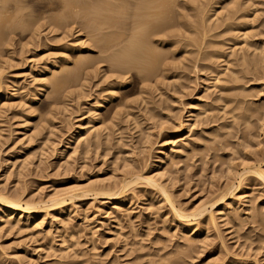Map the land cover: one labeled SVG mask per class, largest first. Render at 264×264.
<instances>
[{"label":"rangeland","instance_id":"374dc122","mask_svg":"<svg viewBox=\"0 0 264 264\" xmlns=\"http://www.w3.org/2000/svg\"><path fill=\"white\" fill-rule=\"evenodd\" d=\"M31 1L12 15H21L25 20L31 9L32 12L39 10L31 12V15L42 17L46 24L47 17V21H51L62 16L65 10L62 5H56L55 0H44V3L43 0ZM182 1L192 7V10L188 7L187 12H192V18L186 12L180 13L188 11L179 8L184 5ZM230 1L234 0H176L178 6L175 10L180 11L174 13L178 15L173 17V22L175 26L179 24L177 30L173 27L175 34L171 32L174 35L169 40H176V45L168 41L155 45L158 48H153L155 52L161 47L158 54L166 55L161 57L163 66H156L157 76L148 80L150 83L146 81V73L139 74L135 70L123 74L125 81L116 79L119 74L114 67L115 70L112 69L111 60L114 52L103 51V54L100 48L103 42L97 46L99 51L95 48L92 43H96L100 35H92V29L86 32V29L78 26L76 29L74 25L66 27L68 32L65 28L62 31L55 28L57 32L50 34V25L43 21L39 30L40 34L43 32L40 35L43 43L27 45L34 31L31 28L39 21L35 24L31 15L26 16L24 23L32 24V32L25 29L24 33L18 28L15 33L23 36H20L21 43L17 42L13 47L0 46V58L5 60H0V82L4 87L0 110L7 112L6 115L0 112V191L9 196L24 195L26 202L32 199L43 203L61 195L113 187L126 175L140 172L146 177H156L155 181L167 190L179 211L192 214L202 205L209 211L191 227L192 232L186 231L180 220L174 217L172 205L163 195L140 184L132 187L133 190L130 188L131 191L129 189L122 199L123 203L117 206L112 199H94L91 196L73 201L61 217L52 212L48 216L45 214L47 217L39 213L37 218L43 216L44 219L40 228L34 226L36 215L32 221L24 220L20 224L16 220L12 223V217L4 216V221L0 222V264H264V183L255 174H247L242 183L238 180L244 171L249 172L256 165L264 169V0H235L238 12L232 9L234 2L231 4ZM225 2L229 3H226L229 5L226 8L223 7ZM28 10L30 12L25 14ZM184 14L191 19L196 15L198 20H193L195 27L188 17H182ZM1 16L0 20L5 23L6 18ZM180 16L188 18V21L181 22ZM178 18L180 20L177 21ZM3 22L0 21V25ZM180 22L186 23L182 25L185 30L180 28ZM26 25L23 27H30ZM112 31L103 34L108 37L121 34L123 40L119 42L129 37L126 36L128 32ZM64 32L69 39L65 38ZM81 44L83 48L90 44L94 48L86 52L80 49ZM120 44L116 49L125 43ZM243 49L247 54L244 62L241 57ZM86 56H90L92 61H87ZM83 58L84 61L87 59V67L84 65L81 69H85L80 70L77 65L83 62ZM94 59L96 62L100 60L101 65ZM225 60L230 63L229 76L224 74V78L221 75L224 82L216 89L208 90V94L201 93L200 78L212 75L209 70L199 73V65L214 64L215 69L222 70L227 64ZM248 60H253L250 66H254L252 63L255 61L256 68L249 67ZM51 63L57 65L54 74L49 75L52 79L44 74ZM167 63L171 66L168 67ZM247 69L252 71L248 73ZM92 73L97 75L96 78ZM232 74L238 77L237 81ZM53 77L69 79L63 84L66 86L64 93L58 92L59 99L55 95V87L51 86L55 84ZM228 77L230 82H227ZM41 80L47 81V85ZM211 82L207 84L211 85ZM144 84L148 85L147 88ZM112 87L119 91L115 97H110ZM12 93L15 94L13 98ZM198 95L205 98L195 107L198 118L191 120L190 103ZM97 100L102 101L100 108H96L94 103ZM196 114L194 116L197 117ZM86 121H90L95 132L99 131L96 132L97 137L89 138L94 145L88 146L87 153L81 149V143L74 145L76 152H64L69 139L83 132L79 126ZM184 138H189L188 145L183 143ZM67 153H72L73 158L67 159ZM160 156H164L166 161L168 159L162 170L154 168ZM228 189L236 190L231 197L227 196L219 203L221 195ZM210 212L216 216L215 223L210 221ZM1 215L0 208V218ZM71 235H74V242H70ZM67 246L71 250L68 254L72 258L75 254V257L61 260Z\"/></svg>","mask_w":264,"mask_h":264},{"label":"bare ground","instance_id":"6f19581e","mask_svg":"<svg viewBox=\"0 0 264 264\" xmlns=\"http://www.w3.org/2000/svg\"><path fill=\"white\" fill-rule=\"evenodd\" d=\"M0 1H2L1 3H3V5L1 4L0 5V16L1 15H4V17L6 18V21H5V23L3 22V19H1L0 21L1 22H3V24H1L0 25V46H2V47H5V46H7V47H13L14 46V44H16L17 42L19 43H21V37H23V36H21V34L19 35H17L15 32L18 30V28L20 29V31H21V29H22V31H24V33H25V29H28V30H30V28L32 27V24L29 22L28 24L30 25V27H26V28H24L23 26H25L26 25V23H24L25 21H27V17L26 16H28L29 17V15H31V12H32V9H31V12L28 10L25 14H28V12H30L29 13V15H26L25 16V14H24V11H23V13L22 14H24V16H25V20H24V18H23V16L21 17V15H20V17L18 16V17H14L12 14H14V12H20L21 11V9L22 8H25L26 7V5H28L29 3L31 4L33 1H31V2H29V0H0ZM49 1V0H48ZM58 1V2H57ZM55 0V3H56V5L57 4H59V5H62L63 6V8H65V10H63L62 12H63V15L62 16H60L59 14V16L58 17H55L54 19H51V21H47V19H48V17H47V19H45L46 20V24L48 23V25H50V27L48 28V29H51V31L52 32H50V34H52V33H56L57 31L56 30H54L55 28L57 29V30H63V28H65V30L68 32V28H70L69 26H74V25H76V27L78 26L79 28H83V30L84 29H86L85 31L87 32V29H92L91 30V33H92V31H93V33H92V35L94 34V35H96V34H99V35H97V37L99 36V39H97V40H95V42L96 43H92L93 45H96V47L95 48H97V46H101L102 45V47H100V48H102L103 50H101L102 52L103 51H105V52H108V51H112V52H114V55H113V57H109L110 55H108V53H107V55H108V58L107 59H111L113 62V66H112V69H116V71H118V73L117 72H113V73H117V74H119L118 76H117V78L116 79H118L119 81H125V80H123V79H125V77H124V75L123 74H125V73H130L132 70L134 71H137L139 74L140 73H146L147 75H145V77L147 76V78H146V81H148V80H150V79H152V78H155V75L157 76V74L156 73H158V71L155 69L156 68V66L158 67V65L159 64H161V62H163L162 61V56H163V58H164V55H166V53H164V55H162V53H161V55L162 56H160V54H158V52H160V49H162L161 47H160V49L158 50V51H156L155 52V49H156V47L157 46H155V45H158V43H159V45L160 44H162V43H166V41H168V43H173V44H175L174 42L176 41H171V42H169V40H170V38H171V35H174L175 33L173 32V27L174 28H176V26L179 24V22L177 23V25L175 26V22H173L174 21V18L176 17L175 15H178V14H174V13H178L179 11H180V9L183 7L184 8V10H185V8L186 9H188V7H190V6H188L189 4H188V2H186V1H182L183 2V6H179V10L177 9V7H176V9H177V11L175 10V6H178V5H176L177 3H176V0ZM226 1V0H225ZM39 2H41V0L39 1ZM50 2H51V0H50ZM49 2V3H50ZM221 2H224V1H221ZM231 2V1H230ZM234 2V3H233ZM233 2H231V4L233 3V7H232V9L233 10H237L236 8H238L237 7V1L235 2V0L233 1ZM239 2V1H238ZM28 3V4H27ZM38 3V2H37ZM43 3H44V0H43ZM54 3V4H55ZM179 3V2H178ZM226 3H228V2H225V4L224 5H226ZM25 4V7L23 6ZM48 4V3H47ZM46 4V5H47ZM53 4V5H54ZM180 4V3H179ZM229 4V3H228ZM227 4V5H228ZM239 4V3H238ZM33 5H35V4H33ZM38 6H39V4H37ZM41 5H43V4H41ZM40 5V6H41ZM50 5V4H49ZM52 5V4H51ZM223 6L224 8H226V7H228V6ZM61 6V7H62ZM31 7V6H30ZM32 7H34V6H32ZM31 7V8H32ZM47 7V6H46ZM60 8V7H59ZM182 8V9H183ZM192 7H190V9H191ZM232 9H230V10H232ZM23 10V9H22ZM192 10V9H191ZM239 10V9H238ZM238 10H237V12H238ZM33 11H34V8H33ZM39 11V10H38ZM38 11H34V12H38ZM34 12H32V13H34ZM182 12H189V9H188V11H181L180 13H182ZM233 12V11H232ZM16 13V14H17ZM40 13V12H39ZM61 13V12H60ZM180 13H179V15H180ZM190 13H192L191 11H190ZM190 13H187L188 15H190V17L192 18L193 16H192V14H190ZM38 14V13H37ZM41 14V13H40ZM183 14V13H182ZM12 15V16H11ZM18 15V14H17ZM32 17H30V18H33V22L35 23V21H39V23L41 22H43L44 20H43V18L42 17H40V16H38V17H40V18H35L34 16H33V14L31 15ZM36 16V15H35ZM125 16V17H124ZM182 16V15H181ZM180 16V19L183 17H188L187 15H185L184 14V16H182L181 17ZM3 17V18H4ZM51 17V16H50ZM174 17V18H173ZM190 17H188L190 20V22H193V20H195V18H196V15H194V19H191ZM0 18H2V16L0 17ZM28 19L29 21L31 20V19ZM35 18V19H34ZM42 18V19H41ZM177 18V17H176ZM182 18V19H183ZM188 18L187 19H177V21L178 20H180L181 22L183 21H185V22H187L188 21ZM36 19H38V20H36ZM39 19H41V21L39 20ZM197 19V18H196ZM5 20V19H4ZM187 20V21H186ZM192 20V21H191ZM198 20V19H197ZM205 20V19H204ZM175 21H176V19H175ZM176 21V22H177ZM196 21V20H195ZM194 21V22H195ZM31 22H32V20H31ZM32 22V23H33ZM180 22V28H183L182 27V25H184L185 26V24H183V23H181ZM190 22H188V23H190ZM194 22H193V26H194ZM15 23H18L19 24V26H17ZM37 23V22H36ZM35 23V24H36ZM39 23H37L36 25H38ZM39 24L38 26H36L35 24H33V26L35 25L36 27H38L37 29L35 28V26L34 27H32L31 28V30H34L33 32L30 30V33L32 32L33 33V35H32V38H30V41L29 42H27V45H30V44H32V43H34V42H42L43 40L40 38V35L43 33H41L40 34V32H39V30L41 29L40 27L42 26V24ZM196 23V22H195ZM202 23H203V20H202ZM44 24H45V21H44ZM43 24V25H44ZM45 24V25H46ZM204 24V23H203ZM203 24H202V26H203ZM16 25V26H15ZM29 25H26V26H29ZM41 25V26H40ZM47 25V26H48ZM174 25V26H173ZM191 26H192V24H190ZM188 26V25H187ZM186 26V27H187ZM190 26V27H191ZM243 26V25H242ZM51 27H53V28H51ZM66 27H68V28H66ZM78 27L76 28V29H78ZM179 27V26H178ZM185 27V28H186ZM195 27V26H194ZM33 28H35V29H33ZM72 28V27H71ZM192 28V27H191ZM190 28V29H191ZM80 29V30H81ZM173 29V30H172ZM184 29V28H183ZM187 29V28H186ZM194 29V28H193ZM27 30V31H28ZM79 30V31H80ZM88 30V31H89ZM108 30H113L114 31V33L116 32V33H121L122 32V34L123 33H125V32H128L129 33V35H126V36H129L128 38L126 37V36H123V37H125V38H127V39H125L124 40V42L123 43H125L123 46H121V44H123L122 42H119V40L120 39H122V37H120L121 36V34H117L118 36L117 37H113V35L112 34H110V35H112L111 37H108V35L106 36H104V32L106 31V32H108ZM172 30V31H171ZM176 30H177V28H176ZM179 30V29H178ZM185 30V29H184ZM184 30H182V31H184ZM189 30V29H188ZM71 31H72V29L70 30V35H71ZM112 31V32H113ZM181 31V30H180ZM19 32V31H18ZM78 32V31H77ZM81 32V31H80ZM83 32V31H82ZM81 32V33H82ZM171 32H173L174 34H171ZM176 32V31H175ZM192 32V31H191ZM21 33H23V32H21ZM28 33V32H27ZM61 33V32H60ZM91 33H89V34H91ZM104 33V34H103ZM177 33V32H176ZM181 33V32H180ZM183 33H185V32H183ZM15 34L17 35V36H15ZM64 34H65V32H64ZM69 34V33H68ZM73 34V33H72ZM79 34V33H78ZM195 34V33H194ZM204 34H206V33H204ZM43 35V34H42ZM46 35V34H45ZM56 35V34H55ZM62 35V34H61ZM66 36H65V38H67V37H69V35L67 36V33L65 34ZM75 35H76V33H75ZM102 35V36H101ZM178 35V34H177ZM182 35V34H181ZM185 35H187L186 33H185ZM203 35V34H202ZM21 36V37H20ZM79 36H80V34H79ZM91 35H89L88 37H90ZM115 36V35H114ZM179 36H180V34H179ZM245 36H247V35H245ZM15 37H19V39L17 38H15ZM29 37V36H28ZM27 37V38H28ZM31 37V36H30ZM56 38H55V40H57V39H59V37H60V35L59 36H55ZM62 37V36H61ZM96 36H95V38H97ZM174 37H177V36H174ZM185 37V36H184ZM183 37V38H184ZM244 37V36H243ZM173 38V37H172ZM188 38V37H187ZM63 39V38H62ZM67 39H69V38H67ZM67 39H64L65 41L67 40ZM93 39V38H92ZM174 39V38H173ZM245 39V38H244ZM243 39V41L245 42V40ZM29 40V39H28ZM27 40V41H28ZM55 40H53V41H55ZM89 40H91V38L89 39ZM88 40V41H89ZM123 40V39H122ZM188 40H190V39H188ZM48 40H46V42H47ZM50 41V40H49ZM48 41V42H49ZM247 41V40H246ZM60 42V41H59ZM59 42H55L56 44L57 43H59ZM93 42V41H92ZM101 42H103V44L101 43ZM194 41H191L190 43H193ZM26 43V42H25ZM43 43V42H42ZM41 43V44H42ZM61 43V42H60ZM66 43V42H65ZM78 43V42H77ZM77 43H73V45L74 44H77ZM90 43V42H89ZM97 43H98V45H97ZM99 43H101V45H99ZM120 44V46L122 47V48H117L119 51H117V53H116V51H114L113 49H115V50H117L116 49V47H119L118 45ZM243 43V42H242ZM24 44V43H23ZM37 44V43H36ZM52 44V43H51ZM247 44V43H246ZM17 45V44H16ZM27 45H25V46H27ZM40 45V44H39ZM47 45V44H46ZM71 45V44H70ZM176 45V44H175ZM174 45V46H175ZM195 45H196V43H195ZM252 45V44H251ZM19 46V45H18ZM38 46V45H37ZM42 46V45H41ZM44 46H45V44H44ZM72 46V45H71ZM80 46V45H79ZM85 46V45H84ZM163 46V45H162ZM170 46V45H169ZM173 46V45H172ZM171 46V47H172ZM174 46H173V48H174ZM199 46V45H198ZM197 46V47H198ZM203 46V45H202ZM201 46V47H202ZM247 46H250V45H247ZM253 46V45H252ZM1 47V48H2ZM20 47V46H19ZM22 47H24V45L23 46H21V48ZM69 47V46H68ZM155 47V49H153ZM159 47V46H158ZM251 47V46H250ZM249 47V48H250ZM6 48V47H5ZM48 48V47H47ZM67 48V47H66ZM92 48H94V47H92V45L90 44V46H87V48L85 47V48H83V46H82V44H81V46H80V49H84L86 52H87V50L88 51H91V49ZM199 48V47H198ZM206 48V47H205ZM244 48V47H243ZM25 49V48H24ZM75 49V48H74ZM78 49V48H77ZM98 49V51H99V48H97ZM158 49V48H157ZM156 49V50H157ZM172 48H170V50H171ZM204 49V48H203ZM207 49V48H206ZM5 50V49H4ZM22 50V49H21ZM67 50V49H66ZM172 50H174V49H172ZM73 51V50H72ZM77 51V50H76ZM93 51V50H92ZM167 51V50H166ZM166 51H164V52H166ZM6 52V51H5ZM39 52V51H38ZM101 52V53H102ZM105 52H103V54L105 53ZM168 52V51H167ZM173 52V51H172ZM204 52V51H203ZM212 52V51H211ZM9 53V52H8ZM100 53V52H99ZM171 53V52H170ZM193 53V52H192ZM209 53V52H208ZM217 53V52H216ZM11 54V53H10ZM87 54V53H86ZM109 54H111V52L109 53ZM249 54V53H248ZM1 55H2V52H1ZM42 55V54H41ZM83 55V54H82ZM89 55H91V54H89ZM106 55V54H105ZM106 55V56H107ZM211 55V54H210ZM213 55H214V52H213ZM213 55H212V57H213ZM247 54H245V52H244V49L242 50V62H244L245 60H246V58H247V56H246ZM85 56V55H84ZM103 56V55H102ZM101 56V57H102ZM106 56H105V59H106ZM198 56V55H197ZM204 56H206V55H204ZM209 56V55H208ZM215 56V55H214ZM1 57V56H0ZM8 57V56H7ZM211 57V56H210ZM86 58L88 59H86L87 61H92L91 59L89 60V58H90V56L89 57H87L86 56ZM217 58V57H216ZM216 58H215V60H216ZM221 58V57H220ZM250 58V57H249ZM81 58H79L78 60H80ZM96 59V58H95ZM95 59H94V61H95ZM99 59V58H98ZM104 59V60H105ZM107 59L105 60V61H107ZM109 59V60H110ZM166 59H167V57H166ZM191 59V58H190ZM197 59H198V57H197ZM202 59H204V57L202 58ZM219 59V58H218ZM227 59V58H226ZM0 60H3V61H5L4 59H2V58H0ZM8 60V59H7ZM83 60V62H79L80 63V65H77V66H80L78 69H80V70H82V69H85V67L84 68H82L81 69V67L82 66H84L85 64H86V60L84 61V58L82 59ZM103 60V61H104ZM111 60L109 61V62H111ZM195 60V59H194ZM199 60H201V59H199ZM198 60V61H199ZM205 60H207V58L205 59ZM209 60V59H208ZM212 60H213V58H212ZM254 60H256L257 61V59H254ZM97 61V60H96ZM95 61V62H96ZM102 61V62H103ZM104 61V62H105ZM196 61V60H195ZM203 61V60H202ZM211 61V60H210ZM227 61V62H226ZM229 60H225V63H227L226 65H225V67H222V70L220 69H215V67H214V64H209V65H206V66H204V64H202V65H199V66H201L200 67V69H198L197 71L199 72V73H202L203 71H207V70H209V71H211L210 73H211V77L209 78H207L206 77V75H202V77L200 78L201 80H200V84H199V90L201 91V93L203 92V93H205V94H208V90H210V89H212V88H217V85L218 84H221L222 82H224V80H223V78L221 77V75L222 76H224V74H226V77L227 76H229V73L231 72V70H230V66H228V64H230L229 62H228ZM251 61V60H250ZM253 61V60H252ZM251 61V62H252ZM261 61V60H260ZM2 62V61H1ZM94 62V63H95ZM99 62V63H98ZM98 62H96L97 64H100V60L98 61ZM169 62V61H168ZM247 62H249V60L247 61ZM247 62H245V63H247ZM251 62H249L248 63V65L251 63ZM258 63H259V61H257ZM48 63V62H47ZM57 63V62H56ZM93 63V62H92ZM192 64H193V61L191 62ZM257 63V64H258ZM2 64V63H1ZM4 64H5V62H4ZM55 64V63H54ZM78 64V63H77ZM90 64V63H89ZM108 64V63H107ZM168 64V67L169 66H171V65H169V63H167ZM167 64H165L166 66H167ZM252 64H254V66H255V61H254V63H252ZM50 65V64H49ZM48 65V66H49ZM51 65H52V63H51ZM88 65V64H87ZM92 65H94V64H92ZM91 65V67H93ZM101 65V64H100ZM99 65V66H100ZM109 65H110V67H111V63H109ZM251 65V64H250ZM249 65V67H252V66H250ZM56 66L57 65H52L51 67H47L46 69H45V75H47V77H51V76H49V75H53L54 74V70H55V68H56ZM76 66V67H77ZM86 66V65H85ZM89 66V65H88ZM161 66H163V63L161 64ZM219 66V65H218ZM253 66V67H254ZM87 67V66H86ZM95 67H96V65H95ZM114 67V68H113ZM193 67H196V66H193ZM217 67V66H216ZM100 68V67H99ZM167 68V67H166ZM197 68H198V66H197ZM217 68H220V67H217ZM254 68H256V66L254 67ZM254 68H252V69H254ZM114 69V70H115ZM163 69H165V68H163ZM169 69V68H168ZM192 69V68H191ZM196 69V68H195ZM194 69V70H195ZM2 70V69H1ZM58 70V69H57ZM80 70H78V72L80 71ZM101 70H103V69H101ZM107 70H110V69H107ZM113 70V71H114ZM160 70V69H159ZM245 70V69H244ZM251 70V69H250ZM77 71V70H76ZM75 71V72H76ZM97 71H100V70H97ZM111 71V70H110ZM163 71V70H162ZM165 71H168V70H166L165 69ZM246 71V70H245ZM252 71V70H251ZM251 71H248V69H247V72L248 73H250ZM61 72H63V71H61ZM73 72V71H72ZM101 72V71H100ZM112 72V71H111ZM208 72V71H207ZM229 72V73H228ZM246 72V73H247ZM60 73V72H59ZM58 73V74H59ZM84 73V72H83ZM113 73H112V75H113ZM164 73V72H163ZM162 73V74H163ZM166 73H168V72H166ZM198 73V74H199ZM236 73V72H235ZM235 73H234V75H235ZM245 73V72H244ZM243 73V74H244ZM75 74V73H74ZM94 76H95V74H96V71H95V74L94 73H92ZM143 74H142V76H143ZM161 74V73H160ZM203 74V73H202ZM228 74V75H227ZM0 75H2V74H0ZM60 75H62V74H60ZM64 75H65V72H64ZM66 75H68V74H66ZM69 75H71V73L69 72ZM73 75V74H72ZM86 75V74H85ZM93 75H91V76H93ZM100 75V74H99ZM126 75V74H125ZM164 75H165V73H164ZM233 75V74H232ZM233 75V76H234ZM56 76H58V75H56ZM79 76V75H78ZM89 76V75H88ZM87 76V77H88ZM97 76V75H96ZM96 76H95V78H96ZM159 76V75H158ZM209 76V75H208ZM243 76H245V75H243ZM87 77H86V79H87ZM195 77V76H194ZM234 77H236V76H234ZM55 77H53V80L52 81H54L55 82V84L54 85H51V86H53V87H55V89L54 90H56L55 92H57V93H55V95H56V97H57V94H58V92L61 94V93H64L63 92V90L64 89H66V86H65V88H64V86H63V84L64 83H66L67 82V80H69V79H64L65 77H61V78H55ZM67 78V77H66ZM91 78H93V77H91ZM114 78V79H115ZM138 78V77H137ZM141 77H139V79H140ZM142 78H144V77H142ZM157 78V77H156ZM198 78V77H197ZM224 78H225V76H224ZM238 77H236V81L238 80L237 79ZM0 79H1V76H0ZM51 79H52V77H51ZM103 79H105L104 78V76H103ZM128 79V78H127ZM44 80V79H43ZM43 80H41L42 81V83H46V85H47V81L45 82V81H43ZM46 80H49V78L48 79H46ZM65 80H66V82H65ZM80 80V79H79ZM88 80V79H87ZM137 80V79H136ZM223 80V81H222ZM230 79H229V77H228V80H227V82L229 81ZM231 80L232 81H235V79H232L231 78ZM40 81V82H41ZM51 81V80H50ZM49 81V82H50ZM106 82L107 81H109V80H105ZM111 81V80H110ZM117 81V80H116ZM146 81H144L145 83H146ZM154 81H156V80H154ZM197 81V80H196ZM208 81H212L210 84L211 85H208L207 83H208ZM72 82H75V79H74V81H72ZM140 82H142V81H140ZM149 83H150V81H148ZM157 82V81H156ZM160 82V81H159ZM226 82V81H225ZM230 82V81H229ZM15 83H16V81H15ZM18 83V82H17ZM69 83H70V81H69ZM120 83V82H119ZM122 83V82H121ZM120 83V84H121ZM149 83H147V84H149ZM158 83V82H157ZM157 83H155V84H157ZM52 84V83H51ZM120 84H118V85H120ZM124 84V83H123ZM123 84H121V85H123ZM48 85H49V83H48ZM116 86H117V84H115ZM145 85V84H144ZM45 86V85H44ZM146 86V85H145ZM148 86V85H147ZM147 86H146V88H147ZM42 87H43V85H42ZM48 87V86H47ZM150 87V86H149ZM156 87V86H155ZM154 86H153V88H155ZM3 85H2V83L0 82V97L2 96V93H3ZM45 88V87H44ZM113 88V87H112ZM150 88H152V87H150ZM24 89V88H23ZM120 89V88H119ZM143 89H144V87H143ZM111 91L110 92H112L111 93V95H110V97H115L116 95H118L117 93L119 92H117V90H118V88L117 87H114L113 89H110ZM53 91V90H52ZM65 91V90H64ZM145 91V90H144ZM48 92V91H47ZM104 92H105V90H104ZM103 91H102V93H104ZM142 93H143V91H142ZM52 94V93H51ZM54 94V93H53ZM52 94V95H53ZM144 94V93H143ZM37 96V95H36ZM199 97L198 98H196V99H194V100H192V102L190 103V106L192 107V109H191V111H190V115H189V118H191V120H192V118H193V120L195 119V118H198V115L196 114V112H195V107H197L196 105L197 104H199V103H201L202 102V100H203V98H205V97H201L200 95H198ZM11 97L13 98V97H15V94L14 93H12V95H11ZM60 97V96H59ZM62 97V96H61ZM66 97V96H65ZM64 97V98H65ZM109 97V98H110ZM123 97V96H122ZM53 98V97H52ZM55 98V97H54ZM53 98V99H54ZM58 98V97H57ZM192 98V97H191ZM219 98V97H218ZM36 99V98H35ZM59 99V98H58ZM57 100V99H56ZM61 100H62V98H61ZM108 100V99H107ZM106 100V101H107ZM113 100V99H112ZM144 100V99H143ZM54 101V100H53ZM59 101V100H58ZM142 101V100H141ZM55 102H57V101H55ZM62 102H63V100H62ZM3 103V102H2ZM94 103H96V108H100L101 107V104H102V101H99V100H97L96 102H94ZM4 104V103H3ZM145 104V103H144ZM5 105V104H4ZM103 105V104H102ZM126 106H127V104H125ZM206 105V104H205ZM204 105V106H205ZM8 106V105H7ZM130 106V105H129ZM199 106V105H198ZM4 107H6V106H4ZM10 107H12V106H10ZM104 107V106H103ZM225 107H226V105H225ZM225 107H223V109L225 108ZM8 109H10V108H8ZM3 109L1 108V110H0V112L2 111ZM99 110V109H98ZM207 110L208 109H206V110H204V113H206L207 112ZM51 112V111H50ZM53 112H55V111H53ZM4 112L2 111V113H1V115L3 114ZM7 113V112H6ZM6 113H4L5 115H6ZM52 113V112H51ZM204 113H202L204 116L206 115V114H204ZM96 114V113H95ZM197 115V117L196 116H194V115ZM117 115V114H116ZM118 116V115H117ZM199 116H201V113L199 114ZM2 117V116H1ZM97 118H98V116H97ZM190 121V120H189ZM92 122V121H91ZM193 123H194V121H193ZM91 123H90V121L88 122V121H86V122H84L82 125H80L79 126V128H80V130L81 131H83V132H81V133H79V134H75L74 136H72L70 139H69V141H68V143L66 144V146H65V150H64V152L65 151H67V150H75L76 149V146L74 147V145H76L77 143H81V145L82 146H80L81 147V149H83V152H85V153H87V148H88V146L90 145V144H92V141H90L89 140V138L92 136H94L95 135V137H97L96 135H97V131L98 130H96V132L94 131V129H92L93 127L90 125ZM185 125V124H184ZM187 125V124H186ZM190 125V124H189ZM91 126V127H90ZM183 128H184V126H183ZM190 129V128H189ZM75 131H77V130H75ZM190 131V130H189ZM78 132V131H77ZM98 133H99V131H98ZM99 136V135H98ZM31 137V136H30ZM96 139V138H95ZM171 139V138H170ZM182 139V138H181ZM97 141V140H96ZM95 141V142H96ZM183 141V140H182ZM189 141V138L188 139H186L185 140V138H184V141H183V143H185V144H187L186 142H188ZM99 142V141H98ZM171 142V141H170ZM180 142V141H179ZM190 142V141H189ZM172 143V142H171ZM174 143V142H173ZM172 143V144H173ZM181 144V143H180ZM79 145V144H78ZM92 145H94V144H92ZM184 145V144H183ZM188 145V144H187ZM91 146V145H90ZM83 147V148H82ZM79 148V147H78ZM184 148V147H183ZM187 149V148H186ZM165 150V149H164ZM77 150H75V152H76ZM82 151V150H81ZM161 151H163V150H161ZM178 152V151H177ZM71 155H68V153H67V159H71V157H72V153H70ZM76 156V155H75ZM73 158V157H72ZM73 160V159H72ZM68 161V160H67ZM167 161H168V159H167ZM167 161H166V159H165V157L164 156H160V158L158 159V162H157V164H156V167H154V168H157V169H159V168H161V170L164 168V166L166 165V163H167ZM27 163V162H26ZM69 163V162H68ZM24 165V164H23ZM261 166V165H260ZM259 165H256V166H254L253 168H252V170L251 171H244L243 172V174H241L239 177H238V180L240 181V183H242L243 182V180H244V178H245V176L247 175V174H255V175H257V177L264 183V169L263 168H261ZM156 172V171H155ZM158 173V172H157ZM164 173V172H163ZM163 173H160V175L161 176H163L164 174ZM153 176V175H152ZM157 176V175H156ZM156 178V177H155ZM155 178L153 177H146V176H144L143 174H140V172L137 174V173H131V174H128V175H126L125 177H124V179L122 180V182H119V184L118 185H116V186H108V187H102V188H100V189H90V190H87V191H83V192H81L80 194L78 193V194H66V195H61V196H58V195H56V196H58V197H56V199L55 198H53L54 200H51V201H49V202H43V203H36V201L35 202H33V200L31 199V201L29 202V200L26 202L25 200L26 199H24L23 197H24V195H17L16 197L15 196H9V194L7 195V194H5V193H3V192H1L0 191V208H1V210H2V214L3 215H1V218H0V222H3L4 221V219H3V217L4 216H9V217H12L13 218V220H12V223H13V221L15 222V220H16V223H18V224H20V223H22V221H24V220H26L27 222H29L30 220L32 221V219H33V217H35V215H36V223L34 224V226H36V228L37 227H39L40 228V226H42L43 225V223H44V219H43V213H44V215L46 214L47 216L52 212L53 214L55 213L56 215H57V217H61V216H63V214H65L64 212H65V208H67L68 206H70L71 204H72V202L74 201V202H76L77 200H80V198H91V196H93L94 197V199H97V197H100V198H103V199H108V200H111L112 199V201L114 202V204L117 206V205H119L120 203H123L122 202V199L126 196V194L128 193V191H129V189L131 188L132 190H133V188L132 187H137V186H140V184H141V186L142 185H145V186H150L151 188H154V189H156L157 191H159L162 195H163V197L165 198V200L167 201V202H169L171 205H172V213H173V215H174V217L176 218V219H179L180 220V222L182 223V228H184V230L186 229V231L187 230H190L189 232H192V229H191V227H193V226H195V225H197L198 223H199V221H200V219L204 216V215H206V213H208V207L207 206H199L200 208L198 209L197 208V210H195V212L194 213H192V214H185V212H183V211H179L174 205H173V203H172V201H171V198H170V195H169V193L167 192V190L166 189H164L162 186H160L159 185V183H157L156 181H155ZM163 178V177H162ZM241 185V184H240ZM242 186V185H241ZM235 188V187H234ZM131 189H130V191H131ZM234 190H236V189H228L226 192H224L222 195H221V197H220V199L218 200V202L220 203V202H223L225 199H226V197L227 196H232L233 195V192H234ZM17 194V193H16ZM21 194V193H20ZM15 195V194H14ZM127 200V199H126ZM111 201V202H112ZM226 202V201H225ZM110 204V203H109ZM115 206V207H116ZM213 206H211V208H212ZM222 209H223V207H221ZM224 210V209H223ZM212 212H214V211H212ZM39 213H42V218L40 217V216H38V218H37V214L39 215ZM215 213V212H214ZM218 213H220V212H218ZM52 214V215H53ZM210 214V221H212V222H214L215 221V217L216 216H213V213H209ZM221 214V213H220ZM45 215V216H46ZM46 216V217H47ZM54 216V215H53ZM51 217V216H50ZM55 218V219H58V218ZM26 218V219H25ZM46 219V218H45ZM61 219H63V218H61ZM60 219V220H61ZM11 220V219H10ZM202 220V219H201ZM35 221V220H34ZM210 221H208L209 223H210ZM179 222V221H178ZM211 222V223H212ZM16 223L14 224V226L16 225ZM215 223V222H214ZM64 224V223H63ZM180 224V223H179ZM66 225V224H65ZM64 225V226H65ZM216 225V224H215ZM67 226V225H66ZM20 228V227H19ZM42 228V227H41ZM35 229V228H34ZM66 229V228H65ZM194 230V229H193ZM198 231V230H197ZM188 232V233H189ZM73 233V232H72ZM194 234V233H193ZM68 235V234H67ZM76 236V235H75ZM63 238V237H62ZM65 238V237H64ZM69 239H71V241L70 242H74V235L72 236H70V238ZM77 239H75V241H76ZM62 241H63V239H62ZM67 241V240H66ZM64 242V241H63ZM62 242V243H63ZM70 242H69V244H70ZM65 243V242H64ZM76 243V242H75ZM66 244V243H65ZM49 247H50V245H49ZM68 247V246H67ZM95 247V246H94ZM72 248V247H71ZM96 249V248H95ZM95 249H93V250H95ZM51 250V249H50ZM68 250H70L69 249V247H68V249H66L64 252H66L65 254H63L62 256H63V258H61V260L62 259H68L69 260V258L71 257V254L69 255L68 254ZM97 250V249H96ZM71 251V250H70ZM61 252V251H60ZM63 252V251H62ZM61 252V253H62ZM71 253V252H70ZM74 257H75V254H74ZM73 257V258H74ZM72 257H71V259H73ZM76 259V258H75ZM66 264V263H65ZM72 264V263H71ZM79 264H80V262H79Z\"/></svg>","mask_w":264,"mask_h":264}]
</instances>
